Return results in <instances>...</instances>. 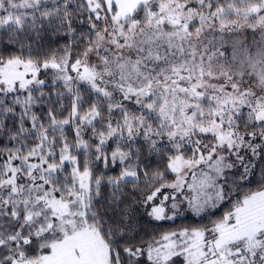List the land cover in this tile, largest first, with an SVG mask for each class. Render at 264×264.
Masks as SVG:
<instances>
[{"label": "snow or ice", "instance_id": "snow-or-ice-1", "mask_svg": "<svg viewBox=\"0 0 264 264\" xmlns=\"http://www.w3.org/2000/svg\"><path fill=\"white\" fill-rule=\"evenodd\" d=\"M173 257L264 264V0H0V264Z\"/></svg>", "mask_w": 264, "mask_h": 264}, {"label": "trees", "instance_id": "trees-1", "mask_svg": "<svg viewBox=\"0 0 264 264\" xmlns=\"http://www.w3.org/2000/svg\"><path fill=\"white\" fill-rule=\"evenodd\" d=\"M59 40V44L57 43ZM40 43L48 48L49 46L52 48L59 47L64 43L63 39H60L55 36L44 35L43 39ZM71 136V133H69ZM152 167H157L155 158L152 159ZM161 170H163L161 166ZM107 171V170H105ZM116 169H113V173ZM111 174V173H109ZM174 178V174L169 173L168 179L172 180ZM131 187V186H129ZM249 187L255 189L257 187L256 184H252ZM167 189H165L166 191ZM146 206H142L141 204L134 205L132 214L125 221L128 228L131 229L132 235L135 237L136 241L139 243L141 241H150L153 238L159 240L163 233L171 232V231H180L184 228H199L205 227L212 224V221L219 219L224 212H226L231 205L228 203L221 204L216 210L202 214H187L185 216H180L175 220H163L156 221L151 218L147 211ZM175 264H185V261L181 259H176Z\"/></svg>", "mask_w": 264, "mask_h": 264}, {"label": "rangeland", "instance_id": "rangeland-1", "mask_svg": "<svg viewBox=\"0 0 264 264\" xmlns=\"http://www.w3.org/2000/svg\"><path fill=\"white\" fill-rule=\"evenodd\" d=\"M193 183V181H192V179H191V174H189V176H188V184H192ZM165 191V190H164ZM166 193H170V192H172V190L171 189H167L166 191H165ZM201 195H202V193H201ZM197 196V192L196 191H194V190H192V189H190V188H188L187 186H185V188H184V191H183V193H180V194H177V200L178 201H183V203H181L180 204V208H179V211H178V213H177V215H176V217H175V219L176 218H178V217H180V216H185V215H187V214H196V215H202V214H205V213H208V212H211V211H214V210H216L218 207H216V208H208L206 211H204L203 213H200V214H197V213H195L194 211H192L190 208H189V206H188V204H187V200H185L184 199V197H188L189 199H193V198H195ZM169 205H170V203H171V201H169V202H167ZM146 208V211H147V213H148V211H150V208H148V207H145ZM152 218V217H151ZM175 219H171V220H175ZM211 225H209L208 227H210ZM177 232H179V231H177ZM161 239V238H160ZM159 239V240H160ZM176 259H181V260H183L184 261V258L183 257H173V261H175Z\"/></svg>", "mask_w": 264, "mask_h": 264}]
</instances>
